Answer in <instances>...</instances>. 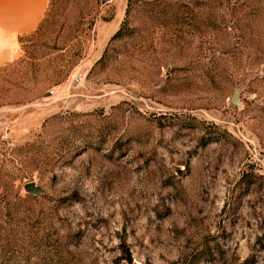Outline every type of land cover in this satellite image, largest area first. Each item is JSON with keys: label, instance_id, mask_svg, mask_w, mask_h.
I'll use <instances>...</instances> for the list:
<instances>
[{"label": "rangeland", "instance_id": "obj_1", "mask_svg": "<svg viewBox=\"0 0 264 264\" xmlns=\"http://www.w3.org/2000/svg\"><path fill=\"white\" fill-rule=\"evenodd\" d=\"M0 264H264V0H49L0 66Z\"/></svg>", "mask_w": 264, "mask_h": 264}, {"label": "crops", "instance_id": "obj_2", "mask_svg": "<svg viewBox=\"0 0 264 264\" xmlns=\"http://www.w3.org/2000/svg\"><path fill=\"white\" fill-rule=\"evenodd\" d=\"M48 5L49 0H0V66L17 58L20 36L40 26Z\"/></svg>", "mask_w": 264, "mask_h": 264}, {"label": "water", "instance_id": "obj_3", "mask_svg": "<svg viewBox=\"0 0 264 264\" xmlns=\"http://www.w3.org/2000/svg\"><path fill=\"white\" fill-rule=\"evenodd\" d=\"M240 92L241 90L237 87L231 96L230 100L232 103L238 105L240 104ZM25 190L29 192L32 195H38L44 191V188L37 184L35 181H30L25 184L24 186Z\"/></svg>", "mask_w": 264, "mask_h": 264}, {"label": "trees", "instance_id": "obj_4", "mask_svg": "<svg viewBox=\"0 0 264 264\" xmlns=\"http://www.w3.org/2000/svg\"><path fill=\"white\" fill-rule=\"evenodd\" d=\"M36 30H37V29H36ZM36 30H35V31H36ZM27 35H28V34H27ZM23 36H25V35L20 36V39H21Z\"/></svg>", "mask_w": 264, "mask_h": 264}]
</instances>
